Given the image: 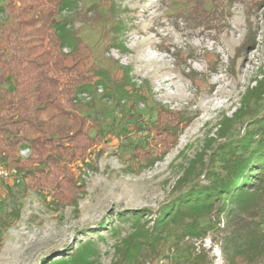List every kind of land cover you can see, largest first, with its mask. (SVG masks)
Listing matches in <instances>:
<instances>
[{"label": "rangeland", "instance_id": "obj_1", "mask_svg": "<svg viewBox=\"0 0 264 264\" xmlns=\"http://www.w3.org/2000/svg\"><path fill=\"white\" fill-rule=\"evenodd\" d=\"M5 17L0 13V22ZM56 20L67 44V33L80 36L89 46L87 63L109 77H94L75 100L78 114L88 117L85 127L94 125L87 134L94 139H81L85 149L69 165L70 181L51 190L48 174L35 183L21 172V183L1 184L0 264H80L70 255L86 242L92 250L85 264H115L117 246L135 230L120 215L150 219L190 178L208 184L212 171L204 168L219 170L214 152L227 141L228 118L247 89L262 81L264 90V0H75ZM126 83L133 89L105 95L106 86ZM135 91L142 96L132 100ZM131 101L137 120L126 115ZM138 121L151 124L150 133L138 131ZM143 140L154 163L134 173L130 166L145 151L130 152ZM32 154L19 151L24 159ZM201 224V237L182 227L165 233L155 264H191L198 253L209 264H233L227 217Z\"/></svg>", "mask_w": 264, "mask_h": 264}, {"label": "trees", "instance_id": "obj_2", "mask_svg": "<svg viewBox=\"0 0 264 264\" xmlns=\"http://www.w3.org/2000/svg\"><path fill=\"white\" fill-rule=\"evenodd\" d=\"M74 1L10 0L5 7L0 6V13H6L0 22V163L13 165L22 177L24 174L35 183L51 176L49 189L57 191L65 180L70 181L69 165L82 154L85 146L81 142L84 137L90 138L87 134L94 129L93 124L85 127L88 117L78 114L77 95L95 85L97 79L109 77L104 68L87 63L91 56L89 46L80 36L67 33V44L64 26L56 16ZM262 84L258 81L247 89L240 108L228 118L227 141L214 152V159L221 161L220 168H204L205 173L212 171L208 184H201L196 176L190 178L161 211L147 214L151 220H143L142 212L119 216L123 222L132 220L135 230L117 246V264H155L165 233L171 228L182 227L187 235L197 238L206 231L201 224L203 218L219 220L222 216L233 228L226 238L232 246L233 264L264 261ZM129 85L116 86L111 91L106 86L105 95L115 98L121 93L119 89H133ZM141 96V92L135 91L130 97L134 100ZM135 108L136 103L131 101L126 113L129 119H138ZM60 119L70 123L59 126L56 121ZM136 128L147 134L151 124L146 126L138 121ZM227 142H232L229 148ZM26 149L36 157V166L32 165L33 157L19 156V151ZM136 149L145 153L130 169L140 173L154 163L155 156L149 155L145 140L133 142L130 154ZM128 160L131 162L133 156ZM45 174L48 175L44 179ZM91 250L92 245L86 242L70 257L85 264ZM191 264L209 263L198 253L193 255Z\"/></svg>", "mask_w": 264, "mask_h": 264}, {"label": "built area", "instance_id": "obj_3", "mask_svg": "<svg viewBox=\"0 0 264 264\" xmlns=\"http://www.w3.org/2000/svg\"><path fill=\"white\" fill-rule=\"evenodd\" d=\"M9 181L19 184L22 181V176L16 167L0 163V186L2 183Z\"/></svg>", "mask_w": 264, "mask_h": 264}]
</instances>
